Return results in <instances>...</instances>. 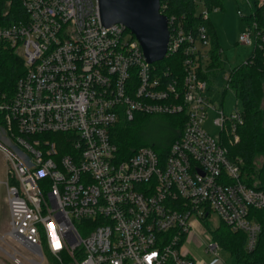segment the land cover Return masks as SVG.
Returning <instances> with one entry per match:
<instances>
[{
  "label": "built area",
  "instance_id": "obj_1",
  "mask_svg": "<svg viewBox=\"0 0 264 264\" xmlns=\"http://www.w3.org/2000/svg\"><path fill=\"white\" fill-rule=\"evenodd\" d=\"M22 3L25 19L0 27V53L10 49L24 63L14 91L0 89L7 235L32 255L14 249L13 263L195 264L185 240L213 214L218 226L246 233L253 250L264 191L243 179L223 136L203 126L209 111L218 113L214 125L238 140L244 124L242 111L226 115L207 96L209 80L199 75L200 59H209L207 27L193 30L186 16L170 13V0H160L170 31L165 59L185 54L181 83L147 61L122 23L103 25L98 0ZM209 13L202 11L204 20ZM239 43L264 48V31L253 23ZM139 114L185 120L165 155L153 145L119 154L113 129ZM219 251L214 238L207 252L223 262Z\"/></svg>",
  "mask_w": 264,
  "mask_h": 264
},
{
  "label": "trees",
  "instance_id": "obj_2",
  "mask_svg": "<svg viewBox=\"0 0 264 264\" xmlns=\"http://www.w3.org/2000/svg\"><path fill=\"white\" fill-rule=\"evenodd\" d=\"M202 3L209 12L213 8L223 6V0H170V13L179 17H187L193 30L201 25L207 27L209 35V47L204 49L209 55L208 62L200 59L199 75L208 79L216 70L222 68L221 57L222 46L218 40L216 30L210 19L204 20L202 11L198 13L197 7ZM22 0H0V27L12 25L20 19H25ZM243 19L251 24L257 23L258 28L264 31V0H257L255 10ZM185 54L183 52L173 53L167 59L159 61L156 66L163 71L170 73L171 79H177L181 83L186 76L184 68ZM23 58L15 55L10 49L0 53V89L14 91L18 78L24 73ZM230 81L227 88H233L238 99L242 102V115L244 124L237 128L238 140H235V133L231 130L224 132L223 143L228 150L229 159L239 161L242 168V177L247 184L255 189L264 191V161L260 169H257V161L264 156V48L257 46L247 62L235 66L229 74ZM227 90V89H226ZM170 125H176L177 131L184 128L185 120H178V116H168ZM176 118V119H174ZM136 117L132 121L121 119L112 132L113 142L118 147L122 157H130L134 150L144 147L141 142L140 130L135 125ZM55 137L61 135L53 134ZM177 134L166 144L155 145L165 153L168 144L175 140ZM165 155V154H164ZM257 219L262 224V232L259 236L256 247L247 250V235L242 231L233 232L227 224H221L212 233L215 241L218 242L223 251L229 253L236 262L244 264H264V209L256 213Z\"/></svg>",
  "mask_w": 264,
  "mask_h": 264
},
{
  "label": "rangeland",
  "instance_id": "obj_3",
  "mask_svg": "<svg viewBox=\"0 0 264 264\" xmlns=\"http://www.w3.org/2000/svg\"><path fill=\"white\" fill-rule=\"evenodd\" d=\"M256 0H223V6L213 8L209 13V18L212 26L216 30V35L222 46V68L216 70L212 75H209V86L206 91L210 100L218 106V108L224 109L226 115H231L233 111L239 109L241 112L243 109L242 102L238 99L236 92L233 88H227V82L225 77L230 74V71L235 67L243 64L253 54L255 46L244 45L239 43V38L242 32L251 24L248 20L243 19L239 15V11H242L244 15H251V5H255ZM249 2L251 3L250 6ZM206 6L200 3L197 7L198 13L200 11H206ZM208 62V59L205 61ZM227 89V90H226ZM160 116L151 115H137L135 120L136 127L140 130V138L143 145L152 146L166 144L177 134L176 125H170L168 119ZM218 113L210 112L203 121L205 130L213 137L218 138L223 136L220 127L214 125L217 119ZM176 119V118H174ZM179 120V119H178ZM1 123V122H0ZM52 137H54L52 135ZM59 138V137H58ZM153 145V146H155ZM157 148V146H156ZM3 152L0 150V180L2 183L7 181V167L9 162L5 160ZM264 161V156H261L257 161V169H260ZM6 187L0 185V264H15L10 257V253H13L14 249L21 252L24 259L25 257H32L29 252L17 245L14 241L9 239V225H10V213L6 199ZM214 214L206 221L196 222L194 224L192 233L188 235L185 240L184 246L187 248L188 254L195 260L196 264H244L236 262L229 253L226 251H219V257L223 259V262H219L218 257L215 254L207 252V247L214 240L213 231L218 227V220ZM193 216L190 220L193 223L195 220ZM47 249L44 254L51 261L50 255L47 254ZM28 260H25L27 262ZM29 264V263H28Z\"/></svg>",
  "mask_w": 264,
  "mask_h": 264
},
{
  "label": "water",
  "instance_id": "obj_4",
  "mask_svg": "<svg viewBox=\"0 0 264 264\" xmlns=\"http://www.w3.org/2000/svg\"><path fill=\"white\" fill-rule=\"evenodd\" d=\"M103 25L122 23L139 41L148 62L167 57L170 31L160 0H98Z\"/></svg>",
  "mask_w": 264,
  "mask_h": 264
},
{
  "label": "crops",
  "instance_id": "obj_5",
  "mask_svg": "<svg viewBox=\"0 0 264 264\" xmlns=\"http://www.w3.org/2000/svg\"><path fill=\"white\" fill-rule=\"evenodd\" d=\"M256 2H257V0L255 1V5H256ZM251 5V3L248 5V6H250ZM255 5L253 6V5H251L250 7H251V9H252V13H253V11L255 10ZM185 248V247H184ZM185 251L187 252V253H189L188 251H187V248H185ZM196 264V263H195Z\"/></svg>",
  "mask_w": 264,
  "mask_h": 264
},
{
  "label": "snow or ice",
  "instance_id": "obj_6",
  "mask_svg": "<svg viewBox=\"0 0 264 264\" xmlns=\"http://www.w3.org/2000/svg\"><path fill=\"white\" fill-rule=\"evenodd\" d=\"M50 227H52V226L50 225ZM55 247H57V248H59V247H60V244H59V242H58V241L55 243Z\"/></svg>",
  "mask_w": 264,
  "mask_h": 264
}]
</instances>
